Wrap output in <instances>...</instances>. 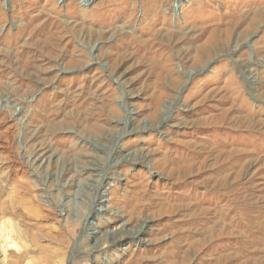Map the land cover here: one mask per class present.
I'll use <instances>...</instances> for the list:
<instances>
[{
    "label": "rangeland",
    "instance_id": "obj_1",
    "mask_svg": "<svg viewBox=\"0 0 264 264\" xmlns=\"http://www.w3.org/2000/svg\"><path fill=\"white\" fill-rule=\"evenodd\" d=\"M0 234V264H264V0H0Z\"/></svg>",
    "mask_w": 264,
    "mask_h": 264
},
{
    "label": "bare ground",
    "instance_id": "obj_2",
    "mask_svg": "<svg viewBox=\"0 0 264 264\" xmlns=\"http://www.w3.org/2000/svg\"><path fill=\"white\" fill-rule=\"evenodd\" d=\"M116 151V150H115ZM40 157V156H39ZM38 157V158H39ZM39 159H42V158H39ZM95 171V170H94ZM106 178H104V176L100 179V183H99V185H100V187H101V189H100V191H99V193H97V195L93 198V201H92V206L94 207V209L95 210H97V211H102L103 210V202H104V197H103V194H104V191H105V187H106ZM98 185V186H99ZM236 209H237V207L236 206H234V211H236ZM94 210V211H95ZM96 211V212H97ZM233 211V208H231V209H229V211L228 212H225V209H222L221 210V213L223 214V218L221 219V220H219L218 222H216V224H215V227H210V226H208V223H206L207 222V220L205 219V218H200L199 219V222H200V227H201V229H204V231H207L208 233H206L207 234V237H209V238H211V237H213L212 236V233L214 232L213 231V229L212 228H216V227H218L217 228V230L218 231H222L224 228H225V222L228 220L227 218H228V215L231 213ZM61 215V214H60ZM63 217H65L66 218V215L64 214L63 215ZM64 218V219H65ZM215 233V232H214ZM4 234V233H3ZM216 234V233H215ZM5 235V234H4ZM4 235H1L0 234V238H1V240L4 242V244H6L7 245V247L9 246V244H8V240H7V238L4 236ZM214 235V234H213ZM116 241H117V238H112V243H116ZM103 244L105 245V244H107V242H106V240L104 239L103 240ZM110 245V244H109Z\"/></svg>",
    "mask_w": 264,
    "mask_h": 264
}]
</instances>
